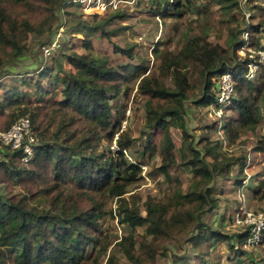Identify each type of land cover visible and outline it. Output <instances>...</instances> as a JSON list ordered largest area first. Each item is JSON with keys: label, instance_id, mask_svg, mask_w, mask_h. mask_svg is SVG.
I'll return each instance as SVG.
<instances>
[{"label": "trees", "instance_id": "trees-1", "mask_svg": "<svg viewBox=\"0 0 264 264\" xmlns=\"http://www.w3.org/2000/svg\"><path fill=\"white\" fill-rule=\"evenodd\" d=\"M64 1L0 0V79L14 75L9 68L22 58L29 35L44 32L54 8ZM160 1L156 11L161 16L166 15L168 6H181L179 0ZM215 2L223 10L238 5L237 0ZM33 17L41 20L34 22ZM125 17L118 7L104 17L95 16L90 24L79 23L84 31L100 32L111 45V54H97L90 38L83 36L80 40L86 54H63L71 70L60 68L61 75L56 73L51 79L54 68L45 67L34 75L19 73L9 80L10 84L0 83V89H7L0 95V103L5 105L0 107V130L7 131L21 117H27L38 139L27 162L22 151L0 145V264H99L98 258L109 244L102 242L99 229L103 203L108 199H116L118 222L127 227L117 247L133 264H153L158 250L146 242L148 236L174 243L181 239L189 247L201 249L196 256L201 264L206 263L202 252L205 244L230 241V236L211 228L201 217L217 208L211 185L232 178L238 187L251 165L245 157L221 149L219 140L204 138L201 149L189 146V157L182 143L181 165L192 176L190 189L183 192L181 180L173 174L178 163L171 129H180L183 140L188 138L184 115L185 104L191 98H196L199 106L236 114L233 119L222 120L224 125L218 130L232 148L238 147L241 132L258 128L262 91L254 83L256 77L248 78L247 65L254 61L253 57L259 60L256 50L264 51V17L243 29L249 33L245 43L248 47L234 45L232 39L231 55L199 37L186 40L177 52L161 48L163 43L159 42L152 48L155 76L144 75V60L136 54L135 44L120 47L109 41L111 32H121L124 27L113 25L107 30L106 26ZM241 48L246 52L242 59L237 54ZM251 51L255 55L249 58ZM225 74L230 76L232 96L229 105L222 107L217 95L219 79ZM135 77H140L135 92L145 103L144 126L160 131L157 170L169 184L166 199L147 197L145 215L134 205L137 193L130 195L132 202L126 198L141 172V165L128 161L122 152L131 148L133 139L122 132L115 151L111 149L120 123L113 120L110 101L120 94L129 97L132 88L127 82ZM42 78H47L49 90ZM56 85L62 86L61 98L45 99ZM28 89H34V101L29 100L31 95L25 91ZM21 104L25 107L20 110ZM4 107L11 111L6 113ZM232 169H237L236 173L231 174ZM248 188L252 198L264 206V188ZM187 205L192 208H185ZM143 227V241H137L136 229ZM243 229L237 244L248 245L249 227ZM186 245L184 252L188 250ZM258 245L264 247V228L260 241L250 244L252 248ZM233 248L232 245L230 249Z\"/></svg>", "mask_w": 264, "mask_h": 264}, {"label": "rangeland", "instance_id": "rangeland-1", "mask_svg": "<svg viewBox=\"0 0 264 264\" xmlns=\"http://www.w3.org/2000/svg\"><path fill=\"white\" fill-rule=\"evenodd\" d=\"M116 1L117 7L110 6L102 11L100 7L86 4L88 2L77 0L73 3L65 0V4L63 2L54 8V15L44 24V32L29 35L22 58L16 60L9 68V72L15 76L11 75V78L3 76L0 83L10 84L9 80L19 76V73L21 76L27 72L34 75V72H39L45 67L54 68L50 74L51 79L55 77L56 73L61 75L62 70H71V66L66 63L63 54H86L87 51L80 40L83 36L90 38L97 54L100 52L111 54V45L100 32L92 33L87 29L84 31L79 23L90 24L95 16L104 17L109 11H114L118 7L126 13V17L106 26L105 29L108 30L113 25H118L124 27V30L111 32L109 41L120 47H124L128 43L135 44L136 54L144 60L146 69L144 75L148 76L156 75V61L152 54V48L159 42L163 43L161 48L177 52L186 40L199 37L203 41L221 46L231 55L235 44L248 47L245 43H247L249 33L243 32V29L248 24L259 23L260 18L264 17V0H237L238 5L232 10H223L215 2L216 0H179L181 6L177 9L168 6L165 16L157 15L158 0ZM169 1L175 2L176 0ZM40 20L41 17H33L34 22ZM262 31L264 32V25ZM232 39L235 41L234 45L229 46ZM54 42L57 43L56 46L52 48L51 54L46 56L44 48L50 45L52 47ZM237 47L235 46V49ZM237 54L242 59L245 57V50L241 48V50H237ZM112 57L117 60L123 59L120 56L112 55ZM60 68L62 70H59ZM254 71L256 72L254 73ZM254 71L251 72L254 73L251 79L256 77L254 83L262 91L259 103L260 124L253 132H241L237 142L239 143L238 147H230L223 133L218 131L219 126L224 125L222 120H226L227 117L233 119L236 114L231 116L227 110L199 106L196 104V98L187 100L185 104L184 121L188 138L183 140L180 129H171L178 163L173 169V174L181 180L183 192L190 189L192 176L187 168L181 165L179 145L182 143L185 145V152L189 157V146L201 149L204 138L209 141L219 140L221 149L245 157L247 164L252 167L250 171H245L246 177L238 187L235 186V181L232 178L219 180L211 185L212 196L217 199V208L210 213H204L201 219L211 228L218 230L223 235L230 236L231 239L221 244H205L202 248V252L205 253V264H264L263 246L258 245L252 248L249 245L237 244L238 237L244 230L239 224L240 214L264 213L263 204L252 198L250 188H248L249 186L254 189L264 188V55L259 59L258 68ZM139 79L140 77H135L127 82V86L132 88L129 97L120 94L110 101L113 120L120 123V131L115 135L111 148L116 147V140L122 132L129 134L133 139L131 148L125 150L124 154L128 161L141 165V172L140 180L128 189L126 198L132 202L130 195L137 193L138 198L134 201V205L139 208L142 215H145L144 203L147 197L166 199L169 193V184L164 181L163 175L157 170L160 165L158 146L160 131L150 130L144 126L145 103L135 92ZM226 79L223 77L222 83ZM46 80L47 78H42L46 85L45 88L49 90L50 86L46 84ZM61 87L60 85L52 87L50 94L45 95L44 98L54 96L55 100L60 99ZM6 90L0 89V95ZM25 91L31 95L29 100L34 101V89ZM29 100L24 101L28 103ZM3 105L4 103H0V107ZM24 107L21 104L18 109L21 110ZM4 110L6 113L11 111L5 107ZM60 117L61 114L58 113V118ZM211 125H217L218 129L211 128ZM234 127L240 131L236 123ZM51 129L53 130V127ZM1 151L3 152L5 149L1 147ZM2 158L3 154L0 153V160ZM236 171L237 169H232L231 174ZM105 202L102 207L103 214L99 220V229L102 242L109 244L106 252L98 258L99 264H133L125 258L116 244L127 228L118 222L116 199H108ZM185 208H192V206L187 205ZM136 233L137 241L139 239L143 241L144 227L137 228ZM146 242L158 250L153 264H201L199 258H196L201 249H193L181 239L174 243L148 236ZM185 245L188 250L184 252ZM232 245L234 248L231 250ZM236 246L238 249L235 248ZM88 254L91 255L90 252ZM182 255L184 256L177 261ZM90 259H93V256Z\"/></svg>", "mask_w": 264, "mask_h": 264}, {"label": "built area", "instance_id": "built-area-1", "mask_svg": "<svg viewBox=\"0 0 264 264\" xmlns=\"http://www.w3.org/2000/svg\"><path fill=\"white\" fill-rule=\"evenodd\" d=\"M77 0H71L70 2L75 3ZM83 2H88L86 4H92L96 7H100L102 11H105L107 7H117V1H102L101 0H81ZM246 34V33H245ZM56 42L52 43L49 47L44 48V53L46 56L51 54V50L56 46ZM243 53V52H241ZM246 53V52H245ZM259 59L263 58L264 51L256 50ZM247 55V54H246ZM255 52L251 51L248 54L249 58H252ZM245 56V54H244ZM254 61L248 63V78L251 79L254 71L258 68V59L253 57ZM257 65V66H256ZM254 73H251L253 72ZM227 79L222 83V78ZM232 96V85L230 82V76L225 74L219 79V89L217 95V103L222 107L228 106L230 103V98ZM38 143V139L34 136L32 129L30 127V122L27 117H21L17 122H15L7 131H0V145L9 147L12 150H20L25 155L24 161L27 162L31 159L34 153V148ZM115 151V148H111ZM124 153L125 150H122ZM242 218L239 216V224L242 227H249V239L248 245L257 244L260 241L261 231L264 228V213H244Z\"/></svg>", "mask_w": 264, "mask_h": 264}, {"label": "clouds", "instance_id": "clouds-1", "mask_svg": "<svg viewBox=\"0 0 264 264\" xmlns=\"http://www.w3.org/2000/svg\"><path fill=\"white\" fill-rule=\"evenodd\" d=\"M69 1H71V0H69Z\"/></svg>", "mask_w": 264, "mask_h": 264}]
</instances>
